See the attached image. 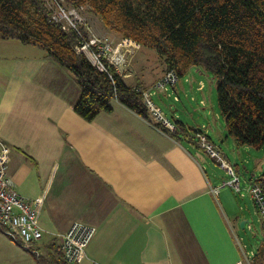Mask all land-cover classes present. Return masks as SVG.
I'll return each instance as SVG.
<instances>
[{"label": "crops", "instance_id": "1", "mask_svg": "<svg viewBox=\"0 0 264 264\" xmlns=\"http://www.w3.org/2000/svg\"><path fill=\"white\" fill-rule=\"evenodd\" d=\"M80 95L74 75L43 48L0 39V138L10 147L16 189L42 200V245L59 244L82 221L96 232L81 264H237L246 252L255 251L254 261L264 256L261 216L257 248L241 231L254 202L252 176H239L241 190L228 195L220 184L229 179L209 172V154L186 122L177 137L117 99L87 120L74 109ZM0 264L41 262L0 232Z\"/></svg>", "mask_w": 264, "mask_h": 264}, {"label": "trees", "instance_id": "2", "mask_svg": "<svg viewBox=\"0 0 264 264\" xmlns=\"http://www.w3.org/2000/svg\"><path fill=\"white\" fill-rule=\"evenodd\" d=\"M64 1L90 4L124 37L155 49L179 77L193 66L212 73L228 134L239 145L264 147V0ZM49 13L43 0H0V39L37 45L66 67L81 87L74 109L85 119L110 111L114 99L149 117L138 85L102 57L101 69L78 49L89 41L87 33L64 29ZM174 123L177 137L188 129L179 119ZM259 181L264 186L263 176ZM46 249L41 264H66L59 244Z\"/></svg>", "mask_w": 264, "mask_h": 264}, {"label": "rangeland", "instance_id": "3", "mask_svg": "<svg viewBox=\"0 0 264 264\" xmlns=\"http://www.w3.org/2000/svg\"><path fill=\"white\" fill-rule=\"evenodd\" d=\"M43 1L50 11L49 15L51 18L59 14V18L53 19V21L67 26L68 29L74 27L75 24L78 30L83 29V33H87L89 38L87 44L89 43V45L81 50L92 61H95L93 53L102 52L103 45L108 43L110 45L109 50L105 48L106 51L102 52V54H105V59L112 58L116 62L117 70L125 81L127 80L131 84L139 83L138 87L143 92L144 100L147 97L151 98L168 119L175 116L186 122L191 126L196 139H199L196 134L198 131L201 129L202 131L208 130L207 133L214 141L204 132L205 138L212 141L218 148L221 146L220 150L223 155L226 153L235 169H237L235 162L237 163L239 167V171H237L242 181L246 176H252L254 180L264 173V147L256 148L248 145H239L228 134L225 120L219 113L217 82L212 73L193 66L183 76L179 77L176 82L164 83L161 86L159 82L163 80L168 69L163 56L155 49L141 45L132 38L124 37L113 25L110 23L106 24L99 14L93 12L90 4L76 6L64 0ZM35 46L36 49H41V47ZM143 81L147 85H144ZM148 112L153 119L149 109ZM160 124L162 123L160 122ZM200 144H202V140ZM203 148L209 154L207 161L209 172L215 174L217 179L218 177L223 180L232 178L228 171L224 169L219 158L212 154L214 149L210 152L205 147ZM253 172L256 173L255 176H253ZM220 186L226 189L228 195L234 194L236 198L237 192L232 186L222 184ZM250 196L251 194L247 192L245 196L247 201L251 198ZM250 203V220L247 222L248 225L241 231L244 232L245 243L251 248H257L263 234V231L260 230L262 220L252 198ZM41 241H44V238ZM42 244L40 243L43 250V247L46 246ZM259 258V260L254 261V264L264 263L262 261L264 258L263 254Z\"/></svg>", "mask_w": 264, "mask_h": 264}, {"label": "built area", "instance_id": "4", "mask_svg": "<svg viewBox=\"0 0 264 264\" xmlns=\"http://www.w3.org/2000/svg\"><path fill=\"white\" fill-rule=\"evenodd\" d=\"M57 18H59V14L55 15L52 19L56 20ZM62 26L64 29H68L67 26L63 24ZM72 28H76V25L74 24ZM87 45L89 43H85L81 47H78V49H84ZM105 48L109 50L110 45L105 43L101 49L102 52L106 51ZM102 52L93 53L95 55V61L93 62L101 69H106L101 61V57L105 58V54H102ZM108 61L117 68L116 62L112 58H108ZM178 79V73L174 69H169L163 80L159 82V85L162 86L164 83L169 82L174 83ZM144 102L157 124L161 122L163 126L171 130L176 129L175 123L166 117L164 112L158 108L151 98L147 97ZM196 134L200 141L202 140V147H205L210 152L214 149L212 154L219 158L224 169L232 176L229 180L224 181L223 185H230L237 191H240V177L234 165L225 158L220 148L205 138L203 131H198ZM9 160L10 147L0 138V232L8 236L16 244L22 246L34 257L39 258L43 254L40 243L44 236V229L39 222L42 200L41 198H28L16 189L12 177L8 174ZM261 176L264 177V174ZM261 176L250 181L249 190L258 214L264 219V186L259 181ZM214 190L218 192L219 188L215 187ZM95 232L96 226L82 221H75L65 232L60 234L59 245L66 264H80L82 262L86 248ZM255 256V251L246 252L245 259H241L237 264H254Z\"/></svg>", "mask_w": 264, "mask_h": 264}, {"label": "water", "instance_id": "5", "mask_svg": "<svg viewBox=\"0 0 264 264\" xmlns=\"http://www.w3.org/2000/svg\"><path fill=\"white\" fill-rule=\"evenodd\" d=\"M241 226H244V221H243V222H241Z\"/></svg>", "mask_w": 264, "mask_h": 264}]
</instances>
